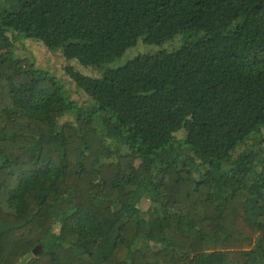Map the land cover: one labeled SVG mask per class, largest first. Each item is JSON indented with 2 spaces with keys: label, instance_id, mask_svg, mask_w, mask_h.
Instances as JSON below:
<instances>
[{
  "label": "trees",
  "instance_id": "obj_1",
  "mask_svg": "<svg viewBox=\"0 0 264 264\" xmlns=\"http://www.w3.org/2000/svg\"><path fill=\"white\" fill-rule=\"evenodd\" d=\"M263 128L264 0H0V264H264Z\"/></svg>",
  "mask_w": 264,
  "mask_h": 264
},
{
  "label": "rangeland",
  "instance_id": "obj_2",
  "mask_svg": "<svg viewBox=\"0 0 264 264\" xmlns=\"http://www.w3.org/2000/svg\"><path fill=\"white\" fill-rule=\"evenodd\" d=\"M136 54H137L136 49L135 51L134 50L127 51L126 54L119 60H124L125 58L127 59V57L130 58ZM18 55L21 57L28 56L32 58L36 66L40 69L53 71L68 86V90L72 93V98L81 99L82 95L77 93V91L73 89L72 82L70 81L68 75L65 72L64 66L66 61L60 52L50 51L42 42L35 41L32 39H27L22 41L20 44H18ZM78 67L88 74H92V75L98 74L96 70L85 69L80 66ZM262 134L264 135V128L262 129ZM254 142L256 141L255 140L249 141V143H254ZM141 205L143 209H146L149 205V201L145 199Z\"/></svg>",
  "mask_w": 264,
  "mask_h": 264
},
{
  "label": "water",
  "instance_id": "obj_3",
  "mask_svg": "<svg viewBox=\"0 0 264 264\" xmlns=\"http://www.w3.org/2000/svg\"><path fill=\"white\" fill-rule=\"evenodd\" d=\"M41 249H42V245L37 246V247L34 249V254H37Z\"/></svg>",
  "mask_w": 264,
  "mask_h": 264
}]
</instances>
